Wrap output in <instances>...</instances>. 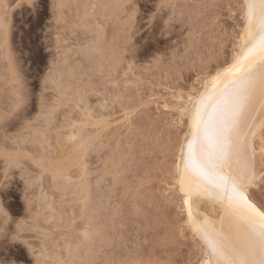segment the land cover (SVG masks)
<instances>
[{
	"label": "rangeland",
	"instance_id": "374dc122",
	"mask_svg": "<svg viewBox=\"0 0 264 264\" xmlns=\"http://www.w3.org/2000/svg\"><path fill=\"white\" fill-rule=\"evenodd\" d=\"M246 4L0 0V264L205 263L187 105L240 52Z\"/></svg>",
	"mask_w": 264,
	"mask_h": 264
},
{
	"label": "bare ground",
	"instance_id": "6f19581e",
	"mask_svg": "<svg viewBox=\"0 0 264 264\" xmlns=\"http://www.w3.org/2000/svg\"><path fill=\"white\" fill-rule=\"evenodd\" d=\"M258 16L259 11H257ZM245 18L246 23L241 36L240 52L238 51L239 53L233 62L218 71L215 77L187 105L191 114V134L183 147L179 164L178 186L180 194L182 193L185 198L188 221L207 245V259L204 264H224V261L220 260L213 250V244L217 247H223L228 252L233 249H243L251 233L248 223L243 219V216L249 215L248 211L243 206L230 204L227 191L216 187L215 181H218L219 176L227 177L230 188L232 179H240L244 175L245 164L249 165L255 173L252 156H255L256 153L264 155V141L261 139L258 147L254 143L256 137L260 138L259 130L264 123V96L258 87L245 106L238 126V136L233 138V150L228 163L224 167L216 168L217 175L206 180L185 166L189 144L192 145L194 162L206 163L204 156V150L207 147L206 142L199 134L194 140L193 118L196 109L201 108L203 118L208 119L213 115L214 109L222 107L228 101V93L232 87L231 72L233 66L237 61L243 59L248 50L259 39L258 19L253 22L252 26H249L247 9ZM260 55L261 53H256L257 60ZM201 98H204L202 107ZM198 185L202 186L200 191H197ZM249 187L242 189L245 195L249 198L250 203L255 206L257 212L264 211L262 206L250 195Z\"/></svg>",
	"mask_w": 264,
	"mask_h": 264
},
{
	"label": "snow or ice",
	"instance_id": "6c2138e0",
	"mask_svg": "<svg viewBox=\"0 0 264 264\" xmlns=\"http://www.w3.org/2000/svg\"><path fill=\"white\" fill-rule=\"evenodd\" d=\"M247 19L249 26L258 19L259 39L245 54L242 60L233 66L231 75V89L228 101L208 119L202 116L201 108H197L193 118L194 140L199 134L207 144L204 150L206 163L194 162L192 145L189 144L186 168L195 171L204 179L216 176V168L224 167L233 150V138L238 136V126L244 109L257 87L264 96V0H247ZM257 11L259 16L257 17ZM261 53L256 59V53ZM247 62V63H245ZM22 98L17 103V108L22 106ZM204 98L200 104L203 106ZM8 119V115L4 116ZM255 180V173L245 164V173L240 179H232L229 188L227 177L219 176L215 186L228 193V201L232 205L243 206L249 215L243 216L248 223L251 233L243 249L226 251L223 247L213 244V250L224 264H264V211L257 212L250 203L243 188L251 186ZM202 186H197L200 191Z\"/></svg>",
	"mask_w": 264,
	"mask_h": 264
}]
</instances>
